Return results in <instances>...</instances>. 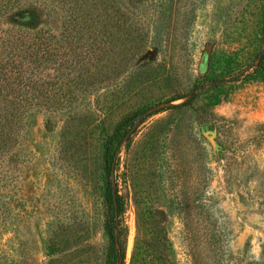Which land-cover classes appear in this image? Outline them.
Segmentation results:
<instances>
[{
    "label": "rangeland",
    "instance_id": "obj_1",
    "mask_svg": "<svg viewBox=\"0 0 264 264\" xmlns=\"http://www.w3.org/2000/svg\"><path fill=\"white\" fill-rule=\"evenodd\" d=\"M140 1L87 0L75 16L90 35L64 46L65 61L17 67L11 107L0 110L9 120L0 139V264L104 262L105 144L131 120L113 176L128 259L136 207H145L166 225L177 264H194L183 217L198 204L206 206L200 234L221 240L218 252L205 246L199 264H264V79L207 92L191 108L169 109L187 99L168 104L205 76L253 61L264 0ZM69 15L59 0H23L0 29L60 41ZM9 54L0 37V61Z\"/></svg>",
    "mask_w": 264,
    "mask_h": 264
},
{
    "label": "trees",
    "instance_id": "obj_2",
    "mask_svg": "<svg viewBox=\"0 0 264 264\" xmlns=\"http://www.w3.org/2000/svg\"><path fill=\"white\" fill-rule=\"evenodd\" d=\"M22 1L0 0V22L6 16V13L19 6ZM59 2L67 5L68 11L71 14L68 17L60 41L56 36L49 35L46 32H39L31 37L27 33L19 31L21 28L18 27H14L10 31H2L0 29V37L6 47L10 49V54L6 58L7 60L0 61V110L2 109V105L8 111L11 107V101L9 100H11L12 92L16 91L15 87L18 81L16 77L17 67L25 63H39L44 60H52L55 64L63 62L67 58L65 55L66 47L64 46L75 44L77 35H80L79 32H82V36L86 34L90 35L88 29L82 31V20L76 19L77 17L75 16L76 13H79V9L87 6V0H59ZM139 2L141 1L139 0ZM109 9H117L120 13V9L115 5H110ZM127 21H124L122 18H113L112 20V22L120 25L124 24V26L127 24ZM87 38L89 39L88 36ZM97 38L98 36H96ZM171 38L172 36L170 37V43H172ZM20 53L21 55H19ZM20 56L22 58L19 64H17L15 57ZM236 72L234 68L230 69L229 65L227 72L218 75L214 74L213 76H205L189 94H175L171 97L168 104L186 99L187 101L181 105H172L169 109L191 108L193 103L207 92L221 90V88L227 85L235 84L242 80L250 81L258 76L264 79V28L263 43L260 51L246 68H241L239 72ZM127 122L119 124L105 144L104 173L106 175V212L104 229L108 237V247L102 264H177L173 244L164 235L166 225L155 216L151 208L145 207L142 209L136 207L137 232L135 246L131 258L128 259V239L130 232L124 221L125 204L117 188H114L113 182V176L118 168V164L116 163L117 153L131 128L130 122ZM8 124L9 120L7 118H4L3 121L0 120V139L2 140L7 136ZM204 207L206 206L198 204L191 205L183 217L184 242L188 244L194 264L195 262L196 264L201 262L202 253L206 245L218 252L220 247L219 243L221 242L215 234H212L210 238H205L200 234L203 229L201 225L205 221H200L199 217L203 214Z\"/></svg>",
    "mask_w": 264,
    "mask_h": 264
}]
</instances>
